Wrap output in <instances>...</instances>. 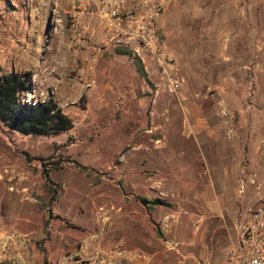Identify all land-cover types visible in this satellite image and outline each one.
<instances>
[{"label": "rangeland", "instance_id": "obj_1", "mask_svg": "<svg viewBox=\"0 0 264 264\" xmlns=\"http://www.w3.org/2000/svg\"><path fill=\"white\" fill-rule=\"evenodd\" d=\"M68 2L0 0V73L30 72L28 97H55L73 122L33 135L0 121V227L28 235L44 264L144 253L156 242L223 264L264 196V82L252 81L246 44L184 33L182 10L176 23L158 18L164 63L143 62L151 84L116 52L102 20L99 36L76 48ZM44 170L57 187L47 207ZM141 196L164 203L150 210Z\"/></svg>", "mask_w": 264, "mask_h": 264}, {"label": "built area", "instance_id": "obj_2", "mask_svg": "<svg viewBox=\"0 0 264 264\" xmlns=\"http://www.w3.org/2000/svg\"><path fill=\"white\" fill-rule=\"evenodd\" d=\"M67 14L75 35L76 48L86 45L85 35L90 34L88 16L98 15L109 32L115 46L132 50L142 62L152 56L163 64L158 52V18L171 0H70ZM179 81L172 78L169 91L174 92ZM244 187V185H242ZM28 235L18 232L0 233V264H28ZM223 264H264V196L248 209V218L239 226L238 245L224 253ZM135 259L148 262L151 256L141 252L108 250L97 252L87 263L77 257L65 256L56 264H115L117 261ZM197 264H213L202 260Z\"/></svg>", "mask_w": 264, "mask_h": 264}, {"label": "crops", "instance_id": "obj_3", "mask_svg": "<svg viewBox=\"0 0 264 264\" xmlns=\"http://www.w3.org/2000/svg\"><path fill=\"white\" fill-rule=\"evenodd\" d=\"M67 1L69 2L66 5V13L71 6V1L65 0V2ZM181 10L184 15L183 19L185 20L183 32L186 34L206 31L207 34L212 33L214 36L216 35L214 39L216 42L218 39L219 42H221L223 37L229 34L240 38V41L246 44L248 53L251 57L250 60L248 59L249 61L247 65L252 68V81L264 82V43L258 41V35L262 33L264 34V0H171L159 16L160 23L162 25L176 23L178 12ZM204 19L209 23L206 30V26H201V29L199 30L197 27L192 28L190 25L191 22L195 24L196 21H202ZM100 21L101 18L98 15L88 16L86 22L89 26L90 34L93 33V35L99 36L101 30L98 23ZM207 48H210L209 44H207ZM221 48L222 45L220 46V49ZM120 55L123 60L131 64L130 59H133L129 55ZM259 55L262 57H258ZM220 57H222L223 60H229L230 54L223 53ZM258 95L259 92L256 91L254 96L256 97ZM262 98H264V93ZM228 170L233 172V168H230L229 166ZM206 190L208 191L209 189L206 188ZM207 203H209L208 200ZM0 231L6 232L10 230L0 227ZM227 239L228 238H225L224 240ZM228 240L230 241V244L233 241H236L233 237H229ZM150 245L151 246L149 247H144L148 252L143 251L151 256V259L148 262H139L135 259H128L121 260V264H197L202 261V259L198 260L197 256L193 254H182L179 250L178 252L180 255H178V253L167 247L168 244L163 245L156 242L155 244L150 243ZM37 249L33 247L32 242L29 243L30 257L28 258V264H44Z\"/></svg>", "mask_w": 264, "mask_h": 264}, {"label": "trees", "instance_id": "obj_4", "mask_svg": "<svg viewBox=\"0 0 264 264\" xmlns=\"http://www.w3.org/2000/svg\"><path fill=\"white\" fill-rule=\"evenodd\" d=\"M116 52L129 55L134 60L137 72L152 84L144 63L132 50L118 47ZM31 86L30 72L22 73L12 70L8 73H0V121L22 134L50 135L71 128L73 122L65 114L58 100L52 96L46 100L30 99L28 92ZM81 170L85 171V168L81 167ZM44 175L50 192L49 201L43 204L47 207L57 199V187L53 186L47 170H44ZM57 186L60 185L57 184ZM140 199L150 210L164 203V199L160 197L141 196Z\"/></svg>", "mask_w": 264, "mask_h": 264}]
</instances>
